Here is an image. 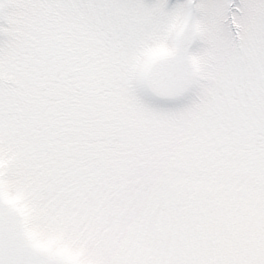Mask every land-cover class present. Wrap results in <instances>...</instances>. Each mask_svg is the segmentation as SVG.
<instances>
[{
    "label": "snow or ice",
    "instance_id": "obj_1",
    "mask_svg": "<svg viewBox=\"0 0 264 264\" xmlns=\"http://www.w3.org/2000/svg\"><path fill=\"white\" fill-rule=\"evenodd\" d=\"M0 264H264V0H0Z\"/></svg>",
    "mask_w": 264,
    "mask_h": 264
}]
</instances>
